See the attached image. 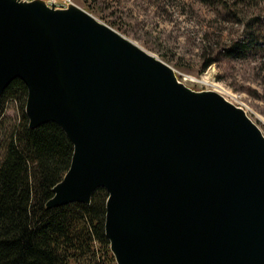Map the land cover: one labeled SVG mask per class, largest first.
Masks as SVG:
<instances>
[{
    "label": "water",
    "instance_id": "95a60500",
    "mask_svg": "<svg viewBox=\"0 0 264 264\" xmlns=\"http://www.w3.org/2000/svg\"><path fill=\"white\" fill-rule=\"evenodd\" d=\"M74 144L48 209L108 193L116 264H264V133L216 91L75 5L0 0V96Z\"/></svg>",
    "mask_w": 264,
    "mask_h": 264
},
{
    "label": "trees",
    "instance_id": "16d2710c",
    "mask_svg": "<svg viewBox=\"0 0 264 264\" xmlns=\"http://www.w3.org/2000/svg\"><path fill=\"white\" fill-rule=\"evenodd\" d=\"M198 1L224 20L244 25V39L232 41L205 67L219 56L264 55V0ZM27 96L21 80L0 96V126L9 103H16L19 114L0 143V264H116L105 234L106 190H97L90 205L47 208L70 168L74 144L56 123L29 128Z\"/></svg>",
    "mask_w": 264,
    "mask_h": 264
},
{
    "label": "rangeland",
    "instance_id": "374dc122",
    "mask_svg": "<svg viewBox=\"0 0 264 264\" xmlns=\"http://www.w3.org/2000/svg\"><path fill=\"white\" fill-rule=\"evenodd\" d=\"M76 1L98 21L172 67L189 88L216 91L245 109L264 133V55L250 60L219 56L205 67L232 41L244 39V25L224 20L198 0ZM18 115L16 103H9L0 143Z\"/></svg>",
    "mask_w": 264,
    "mask_h": 264
},
{
    "label": "built area",
    "instance_id": "2783aa9c",
    "mask_svg": "<svg viewBox=\"0 0 264 264\" xmlns=\"http://www.w3.org/2000/svg\"><path fill=\"white\" fill-rule=\"evenodd\" d=\"M21 2H29L33 0H19ZM48 3L55 4L57 6L63 7V8H68L71 6V4L74 3L75 0H46ZM76 5V1L75 4Z\"/></svg>",
    "mask_w": 264,
    "mask_h": 264
},
{
    "label": "bare ground",
    "instance_id": "6f19581e",
    "mask_svg": "<svg viewBox=\"0 0 264 264\" xmlns=\"http://www.w3.org/2000/svg\"><path fill=\"white\" fill-rule=\"evenodd\" d=\"M18 1H19V0H18ZM33 1H35V0H33ZM44 1H46V0H44ZM75 1H76V0H75ZM75 1H74L73 4H75ZM20 2H21V1H20ZM29 2H32V1H29ZM46 3H47V4H51V3H48L47 1H46ZM73 4H71V6H72ZM56 6H57V5H56ZM75 6H77V7H79V8L82 9V7L79 6V4L77 3V1H76V5H75ZM57 8H58V9H68L69 7H68V8H63V7L57 6Z\"/></svg>",
    "mask_w": 264,
    "mask_h": 264
}]
</instances>
